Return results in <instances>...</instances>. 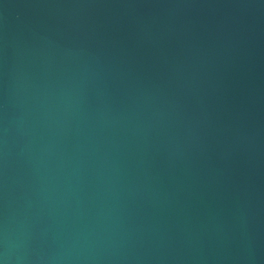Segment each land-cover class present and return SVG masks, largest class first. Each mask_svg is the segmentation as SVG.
<instances>
[{"label": "water", "instance_id": "water-1", "mask_svg": "<svg viewBox=\"0 0 264 264\" xmlns=\"http://www.w3.org/2000/svg\"><path fill=\"white\" fill-rule=\"evenodd\" d=\"M0 264H264V0H0Z\"/></svg>", "mask_w": 264, "mask_h": 264}]
</instances>
